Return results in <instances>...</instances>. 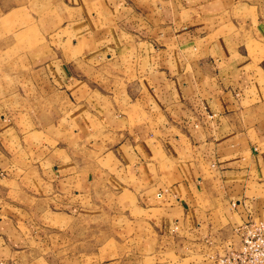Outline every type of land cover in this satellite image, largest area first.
<instances>
[{"label":"crops","instance_id":"obj_1","mask_svg":"<svg viewBox=\"0 0 264 264\" xmlns=\"http://www.w3.org/2000/svg\"><path fill=\"white\" fill-rule=\"evenodd\" d=\"M33 24L40 104L31 122L0 109V172L35 169L42 207L2 212L0 264L69 260L47 227L96 198L130 230L100 240L96 264H215L239 247L235 228L264 218V0H49Z\"/></svg>","mask_w":264,"mask_h":264},{"label":"rangeland","instance_id":"obj_2","mask_svg":"<svg viewBox=\"0 0 264 264\" xmlns=\"http://www.w3.org/2000/svg\"><path fill=\"white\" fill-rule=\"evenodd\" d=\"M48 2L0 0V109H6L11 117L21 116L29 122L36 114L40 99L30 83L31 66L26 51L37 40L34 16ZM42 195L38 174L25 161L15 160L13 166L0 172V216L2 212L16 213L22 218L29 214L36 215L35 211L42 207ZM101 203L96 198L93 201L95 211L90 210L83 216L80 213L72 217L62 216L47 227L46 232H50V237L46 234V239L51 243L52 253L58 257L66 255L69 259L56 258L55 264H96L98 253L111 252L105 246H114L110 245L115 241L114 236L117 235L121 239L119 241L128 238L130 230L126 222L121 220V227L113 229L112 221L110 223L107 216L99 211ZM104 237H108L104 239L108 243L103 245L105 250L100 245ZM117 247L122 253L134 250L137 245L118 243ZM81 252H84L82 259ZM71 255L74 256L73 260H70Z\"/></svg>","mask_w":264,"mask_h":264},{"label":"built area","instance_id":"obj_3","mask_svg":"<svg viewBox=\"0 0 264 264\" xmlns=\"http://www.w3.org/2000/svg\"><path fill=\"white\" fill-rule=\"evenodd\" d=\"M235 230L241 236V245L212 256L214 263L264 264V218L244 222Z\"/></svg>","mask_w":264,"mask_h":264}]
</instances>
